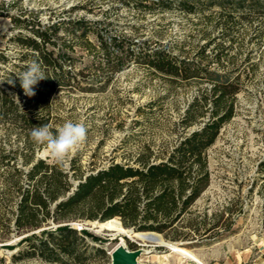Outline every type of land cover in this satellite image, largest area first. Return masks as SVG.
<instances>
[{
    "label": "rangeland",
    "instance_id": "obj_1",
    "mask_svg": "<svg viewBox=\"0 0 264 264\" xmlns=\"http://www.w3.org/2000/svg\"><path fill=\"white\" fill-rule=\"evenodd\" d=\"M170 1L171 8L161 9L141 5L139 0H0V49L19 55L22 48L12 39L19 28L7 12L18 14L26 9L34 10L44 21L64 19L61 30L71 27V16L86 15L94 42L97 32L106 37L125 35L127 42L136 41L137 45L142 40L154 47L163 45L182 60L183 56L196 57L212 40L206 58L221 53L226 66L240 75L236 113L206 151L209 186L192 205L194 212L169 230L188 231L189 218L195 223L205 220L214 228L195 240H174L158 231L130 234L132 239L123 238L122 233L121 238H112L111 232L128 230L110 229L107 224H98L103 231L89 230L106 239L98 244L107 251L118 244L148 250L139 255L142 264H264V0L252 5L247 0L246 7L239 10L218 3L210 6L209 0H202L192 13L184 11L176 0ZM77 4L86 8L72 10ZM64 37L60 43H69V30ZM80 42L74 53L75 73L84 80L83 85L98 79L96 88L59 90L51 99L52 127L72 121L82 122L88 129L87 140L66 158V166L75 161L88 173L113 161L138 165L136 159L142 152L162 156L171 150L183 136L185 109L207 84L133 61L114 71L106 67V53ZM2 74L0 69V82ZM104 78L108 79L105 84ZM196 127L198 124L187 130ZM18 141L13 131L0 124V143L17 145ZM36 155L55 160L46 147H37ZM86 219L91 218L79 215L71 220ZM71 222L75 227L82 224ZM5 237L0 240V254L15 251L2 245L14 244L22 235L12 232Z\"/></svg>",
    "mask_w": 264,
    "mask_h": 264
},
{
    "label": "trees",
    "instance_id": "obj_2",
    "mask_svg": "<svg viewBox=\"0 0 264 264\" xmlns=\"http://www.w3.org/2000/svg\"><path fill=\"white\" fill-rule=\"evenodd\" d=\"M246 1L209 0L208 3L239 10L246 7ZM176 2L192 13L202 0ZM139 3L150 8L172 7L170 0H139ZM77 8L86 5L77 4L71 9ZM7 15L19 28L12 39L22 50L19 55H9L0 49V69L4 73L0 82V124L13 131L19 140L17 145L0 143V240L12 232L22 237L14 244L2 245L16 250L0 254V264H111L107 249L98 244L105 238L70 223L51 225L81 222L71 220L79 215L99 219L103 221L99 224H107L110 229L154 230L174 240H195L209 233L214 227H209L205 220L195 223L194 218L187 219L191 228L186 232L180 234L176 228L169 229L194 212L192 205L210 184L206 151L236 113L240 75L226 66L221 53L206 58L205 50L212 40L201 47L198 58L183 56L182 60L163 45L154 47L148 40L137 45L136 41L127 42L125 35L106 37L97 32L94 42L89 36L86 15L69 18L71 27H65L72 36L69 43L59 41L66 35V30H61L64 19L44 21L28 9ZM81 40L88 49L106 53V67L114 71L133 61L207 84L185 109L183 136L171 150L162 156L142 152L136 159L138 165L113 161L88 173L75 161L69 167L65 161L61 164L36 155V148L45 146L35 143L30 133L34 127L51 125L54 94L59 90L96 88L94 83L98 79L91 81V85H83L84 80L75 73L74 53L76 46L82 45ZM32 61L40 64L48 78L34 86L36 94L30 97L25 95L18 76ZM106 82L108 79L104 78ZM195 124L198 127L187 130ZM51 128L55 132L56 128ZM74 178L78 183H74ZM73 187V193L68 195ZM45 225L51 226L43 228Z\"/></svg>",
    "mask_w": 264,
    "mask_h": 264
},
{
    "label": "clouds",
    "instance_id": "obj_3",
    "mask_svg": "<svg viewBox=\"0 0 264 264\" xmlns=\"http://www.w3.org/2000/svg\"><path fill=\"white\" fill-rule=\"evenodd\" d=\"M18 78L25 95L31 97L36 94L34 86L48 77L41 70L40 64L32 61ZM9 83L11 84L13 81H9ZM87 133L88 129L82 122L66 121L58 126L55 132L52 131L51 125L45 124L34 127L30 135L35 143L44 145L51 156L62 164L70 154L79 150L87 140Z\"/></svg>",
    "mask_w": 264,
    "mask_h": 264
},
{
    "label": "water",
    "instance_id": "obj_4",
    "mask_svg": "<svg viewBox=\"0 0 264 264\" xmlns=\"http://www.w3.org/2000/svg\"><path fill=\"white\" fill-rule=\"evenodd\" d=\"M74 188L75 187H73L72 190L70 192H68V195L73 193ZM61 199L62 198H60L59 200H61ZM107 220H109V219H107ZM104 221H106V220H104ZM100 222H103V221H101L99 219H96V220H91V219L81 220L82 224H80L79 226H76V227L78 229L86 228V229H93L94 231L100 232V231H103L98 226V224ZM66 223H68V222H63V224H66ZM121 223H122V221H121ZM126 228L128 230V234L125 233V234L122 235V237L123 238H129V239H132L129 234L135 235L137 232H147L149 234H152L154 232H157V231H154V230H136L134 227H126ZM111 235H112V238H121V235H119L118 233H115L114 231L111 232ZM167 241L171 242V243L178 244L175 241H170V240H167ZM138 244H147V243L138 241ZM142 252H145L143 247H140V248H137V249H128L124 244H118V245L112 247L111 249H109V251H108V253L110 254V257H111V264H138L137 263V259L139 258V255Z\"/></svg>",
    "mask_w": 264,
    "mask_h": 264
},
{
    "label": "bare ground",
    "instance_id": "obj_5",
    "mask_svg": "<svg viewBox=\"0 0 264 264\" xmlns=\"http://www.w3.org/2000/svg\"><path fill=\"white\" fill-rule=\"evenodd\" d=\"M117 233H118L119 235L122 233V235H123V234H125V233H127V232L122 230V231L117 232ZM127 234H128V233H127ZM129 235H130V234H129ZM130 236H131V235H130ZM144 250H145V249H144ZM147 251H148V250H145V252H147ZM163 256L168 257L167 254H164ZM165 257H164V258H165ZM137 263H138V264H142V263L139 261V259H137Z\"/></svg>",
    "mask_w": 264,
    "mask_h": 264
}]
</instances>
